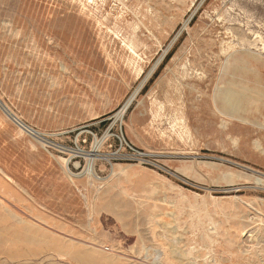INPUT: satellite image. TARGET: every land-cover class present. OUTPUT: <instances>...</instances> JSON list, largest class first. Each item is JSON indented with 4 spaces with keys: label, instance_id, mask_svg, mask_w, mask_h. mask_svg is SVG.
I'll return each instance as SVG.
<instances>
[{
    "label": "rangeland",
    "instance_id": "rangeland-1",
    "mask_svg": "<svg viewBox=\"0 0 264 264\" xmlns=\"http://www.w3.org/2000/svg\"><path fill=\"white\" fill-rule=\"evenodd\" d=\"M0 103V264H264V0H0Z\"/></svg>",
    "mask_w": 264,
    "mask_h": 264
},
{
    "label": "bare ground",
    "instance_id": "bare-ground-1",
    "mask_svg": "<svg viewBox=\"0 0 264 264\" xmlns=\"http://www.w3.org/2000/svg\"><path fill=\"white\" fill-rule=\"evenodd\" d=\"M231 57V56H230ZM233 57V56H232ZM231 57V58H232ZM237 60H241L240 58H234V70L237 73L238 77H240L241 74H243L245 72V67L239 66L237 65ZM231 61V60H230ZM242 61V60H241ZM243 62V61H242ZM227 69V68H226ZM230 70V69H229ZM230 73V71H229ZM235 74V73H234ZM230 75V74H229ZM233 75V74H232ZM236 75V76H237ZM243 77V75L241 76ZM226 78H224L223 74H221V77L219 78L218 83L222 84V86H218L213 93V98H214V102H215V106L218 109L219 112H224V114L227 115H237V113L240 111V108H242V100H244L242 97L239 96V93L236 94V92L232 91V90H228L226 88H224V85L227 84H234L235 79L234 80H229L228 82L225 81ZM217 85V84H216ZM227 103H231L233 105V109L231 111H226L225 110V105ZM1 104V103H0ZM3 106V105H2ZM5 108V107H4ZM5 110V109H4ZM7 110V109H6ZM8 111V110H7ZM10 112V111H9ZM239 114V113H238ZM8 116H10L14 121L18 122L21 125H24L22 122H20L14 115L9 114ZM240 118V117H239ZM17 123V124H18ZM182 128V127H181ZM31 131V130H30ZM28 234V233H27ZM154 238V236L152 237ZM162 244V243H161ZM163 245V244H162ZM21 254V253H20ZM173 254V252H172ZM16 255V254H15ZM25 255V254H24ZM158 258H160L161 260L163 259H168L169 258V253L166 249H162L160 251H158L157 254ZM17 258V257H16ZM27 258V257H26ZM30 258V257H29ZM39 259V258H38ZM23 263V262H21ZM28 263V262H27ZM25 263V264H27ZM17 264V263H16ZM33 264V263H32Z\"/></svg>",
    "mask_w": 264,
    "mask_h": 264
}]
</instances>
